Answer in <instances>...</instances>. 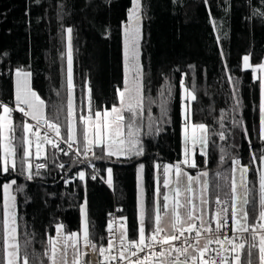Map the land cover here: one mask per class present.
Instances as JSON below:
<instances>
[{
  "label": "trees",
  "instance_id": "obj_1",
  "mask_svg": "<svg viewBox=\"0 0 264 264\" xmlns=\"http://www.w3.org/2000/svg\"><path fill=\"white\" fill-rule=\"evenodd\" d=\"M131 5L132 0H0V101L14 107L13 73L29 71L31 86L44 101L46 118L59 124L61 137L66 136L65 40L71 28L77 117L87 115L89 87L93 110L118 103L116 89H123L125 76L122 28ZM140 5L144 110L137 124L143 155L108 158L96 147L95 156L91 153L86 159L81 142L78 157L48 146L41 157L45 171H32L29 180L21 163L24 116L13 110L17 168L8 173L0 170V261L4 256L2 188L12 180L16 181L12 192L19 252L28 264H50L46 253L50 255L48 240L56 225L62 224L66 232L79 231L83 207L99 246L107 247L106 218L114 205L120 208L119 216L127 218L129 238L135 239L139 165H144V199L151 210L155 165L181 162V81L196 95L190 107L192 122L208 126L207 157L196 154L197 168L186 170L190 174L208 171L210 216L217 195L228 202L230 216L235 158L249 169V223L258 219L264 139L259 135L261 83L252 69L264 63V0H140ZM245 55L251 68L244 67ZM221 131L225 140L219 139ZM91 168L99 173L95 179Z\"/></svg>",
  "mask_w": 264,
  "mask_h": 264
},
{
  "label": "snow or ice",
  "instance_id": "obj_2",
  "mask_svg": "<svg viewBox=\"0 0 264 264\" xmlns=\"http://www.w3.org/2000/svg\"><path fill=\"white\" fill-rule=\"evenodd\" d=\"M133 7L129 11V23L124 30V87L116 89L118 103H114L110 108L93 110L92 89L87 91V115L80 114L77 117L74 104V84H73V55L71 46L72 29L68 28V48H67V134L61 137L60 125L48 120L44 113V101L30 87V72L23 69L16 70V105L17 110L24 116L31 117L36 122L30 125L23 124V154L21 163L26 165L29 173L28 179H32V168L30 157L31 149L35 146V156L40 158L44 145H51L54 149L68 152L60 148V142L53 139L60 137L63 143L72 149L73 144L82 143L83 156L87 159L88 154L98 147L103 155L111 157L141 156L144 149L140 139V126L137 119L142 116L143 104V68L140 64V0H132ZM245 68H251L250 57H243ZM253 72L264 74V63L256 65ZM231 79V78H229ZM261 83L260 129L259 135L264 139V79ZM184 89L185 99L196 100L194 91H190L181 81ZM163 95V93H161ZM239 106V101H236ZM166 111V110H165ZM11 112L7 106L3 107L0 114V145L3 147V167L4 173H8L11 168H17L15 160L16 149L12 144L15 139V129L13 127ZM83 109H81V113ZM125 113L129 115L126 117ZM189 106H185L184 133V159L176 164H157V176L155 178V188L151 210L145 203L143 189L144 165L138 168V182L141 192L139 207L138 238L130 239L127 227V218L120 217L119 223L115 219L107 225L110 238L107 240V247L102 244L97 247L93 242L92 234L89 231V221L84 208V223L82 236L73 232L65 235L63 225H56V236L48 240V259L51 264H68L67 256L71 248L73 254L72 264H81V256L86 255L80 248L81 239L85 248L98 251L102 258L100 264H111L112 261H127L128 264H264V170L259 174V212L258 222L249 223V214L245 206L249 203V188L245 178L248 172L247 167L240 166L239 159H233L234 165L233 179L231 180V204L230 216L227 201H222L219 195L216 196L215 203L217 210L211 216L207 215L206 209L209 205L207 198L209 182L208 171H200L193 176L185 171V165L190 168H197L196 146L200 147V155L207 157L208 126L204 123H191ZM234 126H239L234 121ZM41 127L45 129L41 133ZM223 127V124H221ZM35 129V130H34ZM159 131V129H157ZM245 135L248 130L244 129ZM31 134L34 139L29 138ZM220 140H225L223 131L218 133ZM223 151V149H222ZM77 155L80 151L77 150ZM46 158V157H45ZM223 160V156L221 157ZM257 158L253 156V162ZM264 164V154L259 157ZM207 164V160H205ZM37 169L46 168V164H37ZM59 167L63 168L61 164ZM162 169V174H161ZM239 171L240 181L238 192L234 174ZM38 174V173H37ZM79 179H85V173L79 172ZM107 183L112 184V169H107ZM96 177L93 176L92 179ZM16 183L12 180L3 185V260L0 264H28L27 257H21L17 240V219L15 211L16 197L10 193L12 185ZM195 185H200L197 189ZM163 189V191H162ZM168 218L169 227L164 226L165 218ZM229 218L231 219V231L229 236L225 229L229 228ZM147 222V223H146ZM151 224V231H148V224ZM214 225V227H213ZM118 233V235H117ZM194 233V236H193ZM206 233H216L213 237H207V242L200 246L201 238H205ZM187 234V235H186ZM180 241L177 246L175 242ZM215 244L218 247L209 248ZM157 246L159 251H157ZM116 249L118 254L113 255ZM147 249V252H146ZM189 249H192L190 252ZM141 256L140 253H145ZM215 253V256L211 254ZM135 257V259H131ZM208 257V258H206Z\"/></svg>",
  "mask_w": 264,
  "mask_h": 264
},
{
  "label": "built area",
  "instance_id": "obj_3",
  "mask_svg": "<svg viewBox=\"0 0 264 264\" xmlns=\"http://www.w3.org/2000/svg\"><path fill=\"white\" fill-rule=\"evenodd\" d=\"M32 125H35V123H33ZM35 130V129H34ZM45 130L42 128V132H44ZM53 139H56L57 141L60 142V148L64 149L65 151L73 154L75 157H78L79 155L76 154L77 150H78V147H77V143L76 144H73L72 146V149H69L67 144L63 143V141L61 139H57V138H53ZM91 153L88 154V156H90ZM33 164V168H32V171L33 172H42V171H45L46 168H39L37 169L35 166L37 164H46L44 159L42 158H34L31 162ZM91 171H92V174L93 176H96L98 177L99 173L98 171H96L95 169L91 168ZM216 200V199H215ZM217 205L215 203V209H214V212L213 214L215 213V211L217 210ZM119 213H120V208L116 205H114L113 209L111 210V212L107 215V218H106V224L108 225V223L110 221H112L113 219H115L117 221V223L119 222ZM255 222H258V219L255 221ZM214 227V225H213ZM225 232L230 235L231 232L229 230V228L225 229ZM106 234H107V237L108 239L110 238L109 236V232H108V229H107V226H106ZM118 235V233H117ZM187 235V234H186ZM207 237L211 236L214 238V236L216 235V233H206ZM193 236H194V233H193ZM94 243H96L95 241H93ZM177 244V246L180 245V241H177L175 242ZM97 244V243H96ZM97 247H99V245L97 244ZM218 247L217 245L213 244L211 248H216ZM80 248H81V251L83 253H86V255H82L81 256V264H100V260L102 259L100 256H99V253L98 251H92L90 248H85L84 245H83V242H82V239H81V243H80ZM157 251H159V247L157 246ZM146 252H147V249H146ZM145 253H140L141 256L145 255ZM113 255H117L118 252L116 249L113 250ZM212 256H215V253H212L211 254ZM208 258V257H206ZM131 259H135V257H131ZM111 264H128L127 261H112Z\"/></svg>",
  "mask_w": 264,
  "mask_h": 264
},
{
  "label": "rangeland",
  "instance_id": "obj_4",
  "mask_svg": "<svg viewBox=\"0 0 264 264\" xmlns=\"http://www.w3.org/2000/svg\"><path fill=\"white\" fill-rule=\"evenodd\" d=\"M132 7H133V4L131 5V8L129 9V11L132 9ZM128 16H129V12H128ZM128 16H127V20H126V22L124 23V25H123V28H122V37H123V47H124V30H125V27L128 25V23H129V19H128ZM141 20H142V13H141V8H140V22H139V27H140V38H141ZM66 46H65V49H66V62H65V68H66V83H67V48H68V33H67V35H66ZM139 48H140V39H139ZM24 71H26V72H29V71H27V70H24ZM254 76L255 77H259V79H260V81L262 80V79H264V74H262V73H260V72H254ZM16 81H17V77H16V70L14 71V73H13V102H14V107H11L10 105H8V104H6V103H3L2 101H0V114H2L3 113V107L4 106H7V107H9L10 109H12V111L13 110H15V111H17V112H19V113H21L20 111H18L17 110V105H16ZM29 84H30V87L32 88V86H31V76H30V78H29ZM33 89V88H32ZM35 91V90H34ZM36 92V91H35ZM67 100H68V90H67ZM190 110H191V108H190ZM12 113V112H11ZM43 113H44V115H45V117H46V113H45V104H44V107H43ZM22 115L24 116V114L22 113ZM25 122H27L28 124H30V125H32L33 123H35L36 124V122L34 121V120H32L31 119V117H28V116H24V123ZM42 128L43 127H41V133L43 134V132H42ZM44 129V128H43ZM45 130V129H44ZM50 136L52 137V138H54L55 137V134L54 133H50ZM29 138L30 139H34V137H32L31 136V134H29ZM55 138H57V139H61L60 137H55ZM48 146H51V145H48V144H45L44 145V149L46 148V147H48ZM0 147L2 148V150L0 151V152H2L3 151V147H2V145H0ZM44 149H43V151H44ZM31 152H32V155L35 153V146L33 145V147H32V149H31ZM36 156H32V157H30V160H32L33 158H35ZM26 166V165H25ZM11 181H9V182H6V183H10ZM5 184V183H4ZM3 184V185H4ZM138 184H139V182H138ZM139 186V185H138ZM137 190H138V187H137ZM139 193H138V200H139V203H140V198H141V192H140V187H139ZM2 195H3V202H4V189L2 188ZM10 193L12 194V195H14L13 194V192H12V188L10 189ZM3 205V204H2ZM84 209H85V207H83ZM15 211H16V204H15ZM86 211V210H85ZM120 217H123V216H119V218ZM119 220V219H118ZM2 222H3V212H2ZM83 223H84V214L82 213V211H81V228H80V230L79 231H75L76 233H79V234H81V236H82V231H83ZM119 223V222H118ZM60 225H62V224H60ZM63 232H64V234L65 235H67V234H70V233H73V232H66L65 230H64V227H63ZM56 236V227H55V231H54V234L51 236V237H55ZM67 260H68V264H72V260H73V254H72V250H71V248L69 249V251H68V256H67ZM59 262H60V258L58 257V264H59ZM50 264H51V262H50Z\"/></svg>",
  "mask_w": 264,
  "mask_h": 264
},
{
  "label": "crops",
  "instance_id": "obj_5",
  "mask_svg": "<svg viewBox=\"0 0 264 264\" xmlns=\"http://www.w3.org/2000/svg\"><path fill=\"white\" fill-rule=\"evenodd\" d=\"M184 97H185V93H184V89L182 88V89H181V100H182V101H181V117H182V126H181V142H182L181 150H182V157H181V161L184 159V153H183V150H184V133H183V128H184V123H185V106H186V105L189 106V111H190L191 102H192V100H191L190 98L185 99ZM260 102H261V86H260ZM190 120H191V116H190ZM191 123H193L192 120H191ZM47 148H48V147H46V148L44 149V151L42 152L40 158L45 156ZM1 150H2V148L0 147V151H1ZM206 152H207V148H206ZM0 153H1V162H2V166H3V156H4V152L2 151V152H0ZM196 154H200V147H199V145L196 146ZM32 156H35V153H34ZM32 156H31V157H32ZM35 158H36V157H35ZM33 159H34V158H33ZM33 159H32V160H33ZM32 160H31V162H32ZM164 164H169V163H164ZM164 164H160V165H164ZM156 165H157V164H156ZM156 165H155V166H156ZM173 165H175V164H173ZM181 166L184 167L185 171H187V170H186V167H187V166L182 165V164H181ZM240 166H241V167H246V166L242 165L241 163H240ZM233 167H234V165L232 166V169H233ZM138 168H139V167H138ZM261 170H264V164H262V163L260 162V171H261ZM187 172H188V171H187ZM199 172H200V171H199ZM188 173H189V172H188ZM197 173H198V172H197ZM197 173H196V174H191V175L195 176V175H197ZM161 174H162V169H161ZM189 174H190V173H189ZM156 176H157V170H156V167H154V183H155V178H156ZM234 177H235V180H236V183H237L238 192H240V191H242V190L239 188V181H240L239 171H237V172L234 174ZM245 178H246V180H247V173H246ZM232 179H233V172H232V176H231V180H232ZM207 180H208V177H207ZM138 185H139V184H138V169H137V187H138V190H139V186H138ZM195 187L198 189V188L200 187V185H195ZM138 190H137V210H138V218H139V207H140V203H139V200H138V193H139ZM162 191H163V189H162ZM207 198H208V194H207ZM208 200H209V198H208ZM245 208H246V206H245ZM206 212H207V215L210 216V213H209V207L206 209ZM146 223H147V222H146ZM138 226H139V222H138ZM164 226L169 227V231L171 232L170 226H169V224H168V218H167V217L165 218V224H164ZM151 227H152V225L149 223V224H148V231H149V232L151 231ZM137 230H138V227H137ZM229 230H230V232H231V234H230L229 236L233 235V233H232V231H231V220H230V223H229ZM136 238H138V232H137V234H136L135 239H136ZM107 239H108V237H107ZM206 242H207V235L205 234V238H201V240H200V246H203ZM212 245H213V244H212ZM212 245H209V248H210V249H211ZM189 251L191 252L192 249H189Z\"/></svg>",
  "mask_w": 264,
  "mask_h": 264
}]
</instances>
